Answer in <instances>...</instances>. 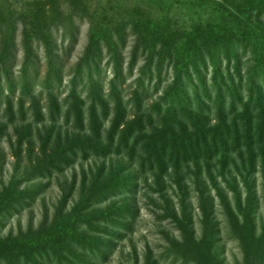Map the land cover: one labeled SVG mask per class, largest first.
Here are the masks:
<instances>
[{
	"label": "trees",
	"instance_id": "trees-1",
	"mask_svg": "<svg viewBox=\"0 0 264 264\" xmlns=\"http://www.w3.org/2000/svg\"><path fill=\"white\" fill-rule=\"evenodd\" d=\"M263 15L264 0H0V71L5 76L4 84L0 78V96L4 91L5 98L15 95L17 86L21 97L32 102H40L45 95L46 120L55 126L46 132L54 151L41 149L42 158L32 164L29 178H44L47 165L69 166L72 156L83 161L125 156L136 163L140 175L148 171L164 174L170 168L180 171L186 165H193L200 173L203 166L208 170L213 163L224 175L225 168L231 162L236 167L238 159L242 169L250 173L257 158L264 163ZM76 20L87 21V43L67 75V94L60 100L64 65L52 29L63 28L61 36L74 41ZM16 22L21 24L19 41L24 51L18 77L7 64L14 55ZM128 37L133 38V46L125 69L123 49ZM36 45L44 49L46 73L42 81L37 77L41 59L34 56ZM72 45L70 42L64 50L65 55ZM247 52L253 60L242 83V58ZM105 56L112 71L107 87L100 77ZM140 59L144 62L135 88L124 102V83ZM28 72L34 75L28 76ZM163 72L170 81L157 99L148 103L152 96L145 84H151L156 75L153 91L159 93ZM37 88L39 93H35ZM6 103V122L14 125L12 106ZM23 103L18 114L21 121L27 114ZM29 109L38 120L42 118L34 105ZM112 115L111 126L103 134ZM60 120L66 126L73 121L74 130L63 133ZM6 122L0 125V139ZM15 130L20 141L28 133V129ZM86 132V136L78 134ZM85 184L81 186L82 198L110 191L129 193L137 187L128 176L110 175L100 182V174L91 180V188L86 190ZM14 190L10 187L0 193V215L19 200ZM85 208L82 201L53 226L0 238V264H39V260L89 264L91 259L99 260L105 247L86 240L78 230L75 233ZM239 242L244 264H258L264 253V237L253 244L248 238ZM213 257L212 250L207 252L206 263L218 264Z\"/></svg>",
	"mask_w": 264,
	"mask_h": 264
},
{
	"label": "rangeland",
	"instance_id": "rangeland-1",
	"mask_svg": "<svg viewBox=\"0 0 264 264\" xmlns=\"http://www.w3.org/2000/svg\"><path fill=\"white\" fill-rule=\"evenodd\" d=\"M67 8L65 6L63 10L66 11ZM15 27L17 38L14 55L7 64L12 74L18 77L24 51L19 41L20 22H16ZM52 30L55 45L59 49L58 54H62L61 63L64 65L63 88L58 90L61 100L67 94V90H64L68 81L67 75L80 60L87 43L88 24L84 20L74 22V41L67 36H61L63 28ZM70 42L74 45L65 55L64 50ZM36 46L34 56L41 59L37 77L42 81L46 73L44 49L41 45ZM132 46L133 38L128 37L123 49L125 69ZM108 60L109 57L105 56L100 66V77L106 87L112 77ZM252 60L253 55L249 52L242 58V83L246 80L247 67L252 64ZM143 62L140 59L132 76L124 83V102L135 88L134 82ZM224 65L225 63L222 66ZM30 75L34 73L28 72V76ZM1 77L4 84L5 76L2 71ZM161 77L163 80L159 93L155 94L153 91V85L158 80L156 75L151 84L146 82L152 96L148 98V103L157 99L170 81L165 72ZM3 88L6 87L3 85ZM39 91V88L35 89V93ZM6 94L4 91V96H0V125L8 117L4 115L6 100L12 106L15 124L6 122L8 125L0 139V193L11 187L20 196L14 207L0 215L1 239L53 226L60 216L65 217L72 213L82 201L86 203V208L79 215L75 233L78 230L77 234L84 235L86 240H95L105 247L102 258L91 259L89 264H207L205 259L207 252L211 250L218 264H244L240 239L248 238V242L253 244L264 237V163L258 158L253 161L254 169L250 173L242 169L237 159L236 167L231 162L225 168L224 175L219 172L220 166L215 163L208 170L203 166L200 173L193 169V165H186L180 171L170 168L164 174L148 171L140 175L136 163H131L125 156L92 157L85 161L72 156L69 166L47 165L42 172L44 178H29L33 170L32 164H37L42 158L41 149L49 148L50 152L54 151L53 140L47 139L46 132L53 130L55 126L46 120L45 95L40 102L33 99L32 102L29 97H21L19 86L15 95L5 98ZM80 94L85 98L84 92ZM22 101L24 110H27L25 121L19 118ZM32 105L40 110V120L29 109ZM88 105L87 103L86 108ZM113 115L105 123L103 134L111 126ZM59 123V129L63 133L69 129L74 130L73 121L69 126L62 120ZM15 129H28L22 141ZM20 133L24 135V132ZM78 134L88 135L87 132ZM98 174L100 182L109 179L110 175H117L119 178L128 176L130 182L137 185L136 190L132 188L129 193L110 191L95 198H82V184L85 181L86 190L91 188L93 185L89 184ZM249 251L254 253L256 250ZM76 253L81 255V251ZM257 263L264 264V253ZM39 264L49 263L39 260Z\"/></svg>",
	"mask_w": 264,
	"mask_h": 264
}]
</instances>
